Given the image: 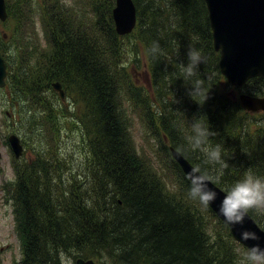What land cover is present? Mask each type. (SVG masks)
Returning a JSON list of instances; mask_svg holds the SVG:
<instances>
[{
    "label": "trees",
    "instance_id": "obj_1",
    "mask_svg": "<svg viewBox=\"0 0 264 264\" xmlns=\"http://www.w3.org/2000/svg\"><path fill=\"white\" fill-rule=\"evenodd\" d=\"M133 1L138 25L131 35L121 37L112 18L115 0H76L77 12L60 0H6L7 24L12 21L9 29L14 30L7 35L8 43L5 35L0 36V53L7 62L12 95L16 92L41 106L47 124L44 133H51L54 145L59 144L64 125L84 134L81 164L85 167L78 177L63 174L61 167L70 163L67 159L63 163L53 145L47 148L40 143L34 160L15 164V184L6 188H14L11 199L22 264H62L65 256L89 259L102 254L120 264H241L243 260L241 251L246 248L234 241L228 226L209 206L188 195L189 182L169 148L215 175L216 169L194 157L200 153L191 150L185 139L195 120L209 126L215 134L208 144L221 146L222 160L228 165L216 183L225 190L249 167L264 177L260 161L264 142L253 141H263L264 130L252 132L251 112L232 94L219 92L220 81L226 80L204 0ZM33 12L44 27L41 37L46 47L39 34L29 40L23 36ZM131 38L135 41L126 45ZM10 43L17 51L15 58ZM155 43L160 51L154 56L150 49ZM190 44L205 58L192 78L203 81L208 94L204 103L203 97L195 98L198 103L188 95L191 85H186L182 73L173 75L179 64L174 54L187 64ZM139 50L148 58L151 92L134 82L133 71L125 65L124 56ZM56 82L71 106L63 108L52 88ZM245 87L248 94H264L260 78ZM56 96L58 107L53 103ZM11 100L15 107L18 97ZM131 112L149 131L159 129L165 137L162 150L174 177L171 185L164 181L168 174L158 173L137 150ZM249 147L252 153L245 151ZM252 217L264 229V217Z\"/></svg>",
    "mask_w": 264,
    "mask_h": 264
},
{
    "label": "rangeland",
    "instance_id": "obj_2",
    "mask_svg": "<svg viewBox=\"0 0 264 264\" xmlns=\"http://www.w3.org/2000/svg\"><path fill=\"white\" fill-rule=\"evenodd\" d=\"M66 7L74 8L77 12L78 6L76 4V0H60ZM170 0H163L166 4ZM80 12V10H79ZM38 16L36 13H31L29 18L31 19L28 23V27L26 32H24L23 36L26 35L29 38H32L33 35L39 34V39L42 41L44 47L46 44L41 36L45 33L44 27L39 24ZM12 21L0 22V36L4 37L6 43L11 41V37L7 36L14 29H9ZM134 38L126 41V45H130ZM9 51L12 52L13 58L17 57L16 49L13 47V44L10 43L8 47ZM140 50L136 52H129L124 56L125 65L129 67L131 71H133V80L137 85H146L150 92L152 91V83H151V74L149 72L148 58L143 52V55H140ZM177 58L179 64L177 70L174 71L173 75L177 78L179 74H181L180 65L184 63V59H180L176 54H174ZM143 57V58H142ZM34 59V56L33 58ZM140 62V63H139ZM9 75V74H8ZM7 75V78H8ZM9 80V79H8ZM7 80V81H8ZM5 83L4 87H0V181H4L6 186L11 185L12 187L15 184V174L12 172V151L8 146H6V139L10 134L17 135L20 140L24 139L27 144V150L25 153L19 158V160H34L36 157V149L40 143H43L47 148L53 145V148L60 151L63 159V163H65V159H67L70 163V166H62L61 170L65 176H79L84 173V165L81 164L82 159L84 158V153L82 152V144L84 139V134L81 132H77L72 125H64L60 127L61 136H59V144L56 146L54 142L51 141V133H44L45 127L47 126L44 120L43 109L39 104H37L34 100L27 101L26 99L21 98L16 92L15 96L18 97V100L15 107L9 104L11 99H14L15 96L12 95V90L14 88L12 86H8V83ZM225 81V80H223ZM168 82H173L170 76H168ZM222 94L230 95L238 98L239 92L238 90L231 86L229 83H221L220 81ZM264 96V94L260 95ZM57 97V96H56ZM60 98V97H59ZM55 99L53 103H55L56 107H58L59 102ZM12 101V100H11ZM63 108L65 105L71 106L72 104L68 99L62 101ZM130 108L129 105H127ZM132 115V127L131 132L133 135V141L139 153L150 162V164L154 167V169L160 174H168L167 179L164 180L167 184L171 185L174 177L170 174V162L166 158L165 154L162 150V138H165L161 135V131L159 129L154 131H149L146 125L138 118L137 114L131 112ZM252 115V122L254 123V127L252 128V132L255 130L263 129L264 130V114L256 113V115ZM22 117L24 118L22 120ZM261 127V128H260ZM187 133V131H185ZM255 144H260L261 142L255 141ZM166 142V139H165ZM26 149V148H25ZM245 151L248 153H252L250 147L245 148ZM199 152V151H198ZM195 154L194 157L205 160L203 154ZM234 153H237L235 151ZM238 154V153H237ZM73 156V159H68L69 156ZM233 156H235L233 154ZM264 163V159H261ZM224 162V161H223ZM62 163V164H63ZM225 163V162H224ZM244 163V162H243ZM242 163V164H243ZM245 165V163H244ZM241 165V167L245 170L248 166ZM219 169L220 165L217 164L215 166L212 165V169ZM250 168V167H249ZM248 168V169H249ZM239 173H243L241 169ZM8 187L9 196L1 191L0 184V264H22L23 261V252H22V242L20 240L19 234L15 229V221H14V203L13 199H11V195L14 194V188ZM8 196V197H7ZM7 197V198H6ZM241 246V245H240ZM242 249V246H241ZM244 250V249H243ZM246 251H241V258H243L244 253ZM82 258L77 255L74 259L72 257H63L62 264H75L76 260ZM89 259L95 260L96 264H120L118 259L106 256V254H102V257H90Z\"/></svg>",
    "mask_w": 264,
    "mask_h": 264
},
{
    "label": "water",
    "instance_id": "obj_3",
    "mask_svg": "<svg viewBox=\"0 0 264 264\" xmlns=\"http://www.w3.org/2000/svg\"><path fill=\"white\" fill-rule=\"evenodd\" d=\"M112 17L116 33L120 36L129 35L137 26V8L133 0H115ZM210 25L213 32L214 48L220 52L219 67L227 82L234 87H244L249 80L261 78L264 80V0H204ZM8 18L5 0H0V21ZM6 64L0 56V87L6 83ZM62 99L65 93L60 83H54ZM239 100L248 112L264 111V98L241 94ZM12 149L17 157L23 148L15 135L9 138ZM174 159L181 166L184 174L191 171L193 165L182 155L171 149ZM209 187L217 192V199L210 204L211 209L219 215V205L225 192L215 184ZM227 224V223H226ZM234 239L250 248L259 243L264 248V230L253 219H245L242 224L229 225ZM245 230L256 232L260 241H243L241 233ZM76 264H95L94 260L79 258Z\"/></svg>",
    "mask_w": 264,
    "mask_h": 264
},
{
    "label": "clouds",
    "instance_id": "obj_4",
    "mask_svg": "<svg viewBox=\"0 0 264 264\" xmlns=\"http://www.w3.org/2000/svg\"><path fill=\"white\" fill-rule=\"evenodd\" d=\"M159 51L158 43L150 49V53L154 56ZM203 63H205V58L201 52L190 44L187 47V64L181 63L180 70L186 85H191L188 95L195 101H197L196 97H203L204 103L208 99V94L203 89V81L192 79L197 76L200 65ZM214 134L209 126H204L197 119L192 124V133L185 137L191 150L203 154L206 164L220 165V168L215 170V175L202 171L200 166L192 167L191 171L186 174L189 182L188 195L205 208L217 199V192L210 188L209 184L218 183L223 175V169L228 166L222 160L221 146L212 147L208 144L209 138ZM224 192L219 205V215L224 218L225 223L242 224L246 218L251 219L253 215L264 217V177L254 174L250 168L243 173L241 179ZM241 239L258 242L261 238L256 232L245 230L241 233ZM236 252L239 253L240 249L237 248ZM241 264H264V248L259 243L252 245L244 253Z\"/></svg>",
    "mask_w": 264,
    "mask_h": 264
},
{
    "label": "flooded vegetation",
    "instance_id": "obj_5",
    "mask_svg": "<svg viewBox=\"0 0 264 264\" xmlns=\"http://www.w3.org/2000/svg\"><path fill=\"white\" fill-rule=\"evenodd\" d=\"M238 92H240V89H238Z\"/></svg>",
    "mask_w": 264,
    "mask_h": 264
}]
</instances>
